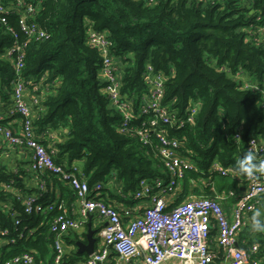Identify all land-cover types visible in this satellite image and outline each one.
<instances>
[{
    "label": "trees",
    "instance_id": "16d2710c",
    "mask_svg": "<svg viewBox=\"0 0 264 264\" xmlns=\"http://www.w3.org/2000/svg\"><path fill=\"white\" fill-rule=\"evenodd\" d=\"M31 1L41 2L37 23L48 38L30 40L16 15L5 16L7 24L0 23V105L9 111L14 107L17 76L6 53L16 41L27 43L22 76L26 90L39 102L33 119L36 137L42 141L51 130H67L63 141L50 149L42 143L67 171L74 172L79 162L80 177L89 185L113 179L132 197L140 181L168 177L154 141L151 148L131 131L122 132V115L113 108L101 77L102 54L88 42L90 31L107 33L120 67L122 98L132 102L134 114H140L143 100L150 95L148 65L166 76L163 104L178 119L198 109L194 125L178 131L170 128V132L183 145V155L195 159L201 170L207 172L214 162L235 169L252 139L264 147V94L245 89L243 81L236 79L241 72L264 89V43L247 40L256 16L264 20V0L241 4L227 0L221 7L197 0H157L154 5L144 0ZM138 124L133 122L130 129ZM0 125L8 127L4 121ZM255 156L258 164L264 149ZM46 173L56 176L49 171L37 175L44 178ZM25 174L0 166V230L24 231L15 243H0V262L33 252L37 264H50L54 237L50 222L66 212L58 209L60 204L66 208L65 200L52 202L42 179L44 192L39 190L35 196L34 211L25 213V198L14 191L25 190L21 181ZM63 194L64 199L77 200L69 184ZM86 259L72 252L63 264Z\"/></svg>",
    "mask_w": 264,
    "mask_h": 264
},
{
    "label": "built area",
    "instance_id": "2783aa9c",
    "mask_svg": "<svg viewBox=\"0 0 264 264\" xmlns=\"http://www.w3.org/2000/svg\"><path fill=\"white\" fill-rule=\"evenodd\" d=\"M144 1L148 5L157 3V0ZM197 1L210 7L225 6L227 2V0ZM234 1L241 4L246 0ZM40 8L41 2L37 4L31 0H9L4 3L0 0V23L6 25L5 16L16 15L21 30L30 40L45 41L48 36L37 23ZM252 15L255 16V11H252ZM247 40L257 45L264 43V20L261 16H256L255 22L250 26ZM88 42L102 54L101 77L107 83L105 91L113 108L122 115V132L131 131V135L144 146L153 148L155 143V151L166 168L168 177L166 180L140 181L133 199H147L149 206L137 217L125 223L114 207L95 196V193L103 188L101 182L89 185L86 179L80 177L81 172L78 168L75 167L74 172H69L63 165L56 164L34 131V117L24 99L27 82L22 76L27 43L19 44L16 41L6 53V58L13 64L17 76L13 87L14 107L11 116L19 118L21 128L15 131L11 127L0 125V135L9 146L29 151V169L32 173L49 171L66 181L73 189L78 202V219L68 216L65 212L50 222V232L54 236V252L50 264L64 263L66 234L82 228L87 223L89 215H97L103 221L100 236L105 247L101 252L89 256L85 264H107L112 252L119 259L115 264L140 258L145 264H262L259 261V245L240 246L238 234L244 227L246 215L255 212L264 198V175L245 177V192L240 199L238 198L232 220L226 216L224 209L215 199H193L171 206L166 197L175 194L176 197H183L184 192L177 191L180 185L186 184L190 191H194L201 185L209 186L215 177L228 178L237 175L235 169L214 162L205 172L199 168L195 159L183 155V145L175 135H171L170 128L178 131L194 125L198 109L194 107L185 117L178 119L164 106L163 97L167 80L164 74L156 73L150 65L146 67L151 87L150 95L143 100L140 114H134L132 102L122 98L120 67L111 54L112 43L107 33L90 31ZM236 79L243 81L245 89L264 94V89L258 83L245 79L241 72L237 73ZM137 120L139 124L130 129V125ZM236 138L240 139L241 135L237 134ZM262 149L264 147L258 141L255 139L250 141L249 150L254 154ZM189 174L197 177L191 176L186 181ZM40 190H44L43 183ZM227 196L234 197L236 192L229 191ZM36 200L35 196L23 200L25 213L31 214L34 211ZM58 209L64 210V205L60 204ZM51 210L53 207H50ZM15 224L18 226L20 221L16 220ZM215 228L219 233L221 252L212 251L209 246V239ZM17 237L23 238L24 231L17 234L11 233L8 229L0 230V238H5L10 243H15ZM6 264H37L36 255L33 252H26Z\"/></svg>",
    "mask_w": 264,
    "mask_h": 264
},
{
    "label": "crops",
    "instance_id": "0c3cea01",
    "mask_svg": "<svg viewBox=\"0 0 264 264\" xmlns=\"http://www.w3.org/2000/svg\"><path fill=\"white\" fill-rule=\"evenodd\" d=\"M24 99L26 103H28L33 117L34 114L36 115L37 105L39 104L36 101V95L33 92L26 90L24 94ZM12 101L14 102L13 96ZM12 110H8V108L4 109L0 105V121L6 122L8 127H11L15 131L21 128V122L19 118L12 117ZM67 133V130H51L48 135L42 138V142L45 143L49 149L56 143L63 141V136ZM259 161V160H257ZM29 162H30V153L26 149L12 147L5 141L4 137L0 135V166L6 169L8 172L11 171L13 173H17L18 169H21L25 172V176L21 177V181L23 182V186L25 188L24 191H18L14 189L15 193L20 198L27 199L31 196H39L41 192L40 185L43 183L40 180L43 179L45 183V193L49 199H52V202H58L59 200H65L64 203L66 205V213L68 216L78 219V202L74 200L71 202L70 197L66 196L64 199L63 191L67 187L66 184L60 177L45 174L44 178H40L37 174L32 173L29 169ZM260 162V161H259ZM77 168L80 169L81 164L78 162L75 165ZM246 175H234L230 179H223L220 177H215L212 179V182L209 186H199L196 190L190 191L187 187L188 185H180L177 188L178 192L183 191V197H176L175 195L167 196L166 199L168 200L171 206L176 205L177 203L193 200V199H200V198H213L220 203L222 208L224 209L226 216L232 220L234 218V210L235 206L237 205L240 196H242L245 192V178ZM218 179V180H216ZM43 183V184H44ZM224 185L222 188H219L218 185ZM102 190L95 193L98 199L103 200L106 204L111 207H114L119 213L122 220L125 223H128L130 220L137 217L144 209H146L149 204L147 199H140L134 200L133 196L128 197L126 196L123 191L121 185L115 183L112 180L108 181L105 184H102ZM70 187V186H69ZM40 190V193H39ZM229 191H235L236 196L228 197L227 193ZM187 196V197H186ZM239 198V199H238ZM259 210L261 215L259 219L264 223V201H261L256 211ZM47 211V210H46ZM253 212L251 214L246 215L245 217V224L242 228L241 232L238 234V242L240 246L247 247L251 244H258L260 247V254H259V261L264 264V231H252L250 227L251 217L256 213ZM92 220L87 221V223L76 231H69L65 238H64V250L65 255H68L72 252L78 254V246L76 245L77 242L80 243H87V233L88 230L91 228L92 231H95V251L94 253L101 252L104 247L105 243L100 236V230L103 227V221L97 215H92ZM90 224V227H89ZM6 240L0 238V243H4ZM209 246L212 251L221 252V248L219 246V233L218 230L215 228L212 230L210 239H209ZM54 250L52 251V253ZM80 255V254H78ZM113 255V256H111ZM107 260V264H115L118 262V257L116 254L112 252ZM84 259L88 258L86 255H81ZM87 260V259H86ZM84 260V261H86ZM78 263V264H85V262ZM122 264H145L143 259H134L129 262H124Z\"/></svg>",
    "mask_w": 264,
    "mask_h": 264
},
{
    "label": "clouds",
    "instance_id": "9594fccd",
    "mask_svg": "<svg viewBox=\"0 0 264 264\" xmlns=\"http://www.w3.org/2000/svg\"><path fill=\"white\" fill-rule=\"evenodd\" d=\"M256 156L253 151H247L240 159L238 165L235 168L237 175H246L248 177H254L256 174L264 175V159L260 162L254 163ZM261 213L259 210L251 217L250 227L252 231H264V223L259 219Z\"/></svg>",
    "mask_w": 264,
    "mask_h": 264
},
{
    "label": "water",
    "instance_id": "95a60500",
    "mask_svg": "<svg viewBox=\"0 0 264 264\" xmlns=\"http://www.w3.org/2000/svg\"><path fill=\"white\" fill-rule=\"evenodd\" d=\"M92 215H89L88 219L89 221L92 220ZM89 227H90V224H89ZM95 234L96 232L95 231H92L91 228L88 230V233H87V243L84 244V243H80V242H77L76 245L78 246V254L80 255H86V256H91L94 254V251H95V244H96V239H95Z\"/></svg>",
    "mask_w": 264,
    "mask_h": 264
},
{
    "label": "rangeland",
    "instance_id": "374dc122",
    "mask_svg": "<svg viewBox=\"0 0 264 264\" xmlns=\"http://www.w3.org/2000/svg\"><path fill=\"white\" fill-rule=\"evenodd\" d=\"M230 179V178H229ZM189 180V176L187 177V179H186V181H188ZM216 180H218V179H216Z\"/></svg>",
    "mask_w": 264,
    "mask_h": 264
}]
</instances>
